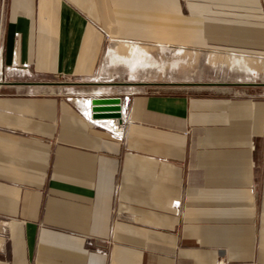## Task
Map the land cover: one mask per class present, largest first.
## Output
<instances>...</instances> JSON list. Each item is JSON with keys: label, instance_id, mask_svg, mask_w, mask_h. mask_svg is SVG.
<instances>
[{"label": "crops", "instance_id": "1", "mask_svg": "<svg viewBox=\"0 0 264 264\" xmlns=\"http://www.w3.org/2000/svg\"><path fill=\"white\" fill-rule=\"evenodd\" d=\"M0 18V264H264V89L93 77L105 36L264 58V0H0ZM114 96L121 141L81 113Z\"/></svg>", "mask_w": 264, "mask_h": 264}, {"label": "rangeland", "instance_id": "2", "mask_svg": "<svg viewBox=\"0 0 264 264\" xmlns=\"http://www.w3.org/2000/svg\"><path fill=\"white\" fill-rule=\"evenodd\" d=\"M121 46L126 52L131 49L138 54H145L144 59L135 67H130L118 56ZM213 52L193 46L179 50L173 45L126 43L105 36L93 77L98 82H115V85L131 86L133 90L156 89L186 94L259 92L264 89V58ZM246 62L253 67L252 70L245 69ZM231 63L240 65L230 67ZM19 78L50 83L45 87L32 86L30 90L35 91L49 90L55 87L52 85L62 81L55 78L37 80L31 75ZM67 88L61 86V91L67 92ZM13 89H17L16 92L29 91L20 87ZM82 107L85 108V105Z\"/></svg>", "mask_w": 264, "mask_h": 264}, {"label": "built area", "instance_id": "3", "mask_svg": "<svg viewBox=\"0 0 264 264\" xmlns=\"http://www.w3.org/2000/svg\"><path fill=\"white\" fill-rule=\"evenodd\" d=\"M0 26H1V18H0ZM3 76H1L0 73V85L2 84L3 81ZM106 98H110L113 100H117V108L116 109H111V110H99V109H93L95 107H90L87 112H84L83 110H81L82 116L84 117V119L88 120L89 122H91L94 126L100 127L102 129H104L105 131H107L111 137L115 138L118 141H121L123 139L124 136V129H125V125H126V117H125V99L126 97L123 96H114V97H106ZM91 99H101L99 97H95V98H91ZM108 114H112L110 116H108L109 121L108 123L103 119H101V117H92L95 115H108ZM104 123L107 125V128L104 127ZM175 209H178L179 207V201H173L171 203ZM99 242L95 244H93L92 241L90 240H86V245L93 248L94 251L96 252H102L104 253L109 245V241L107 238H102L98 240ZM214 264H234L233 262L229 261L227 258L224 257H219L216 259ZM239 264H250V263H239Z\"/></svg>", "mask_w": 264, "mask_h": 264}, {"label": "bare ground", "instance_id": "4", "mask_svg": "<svg viewBox=\"0 0 264 264\" xmlns=\"http://www.w3.org/2000/svg\"><path fill=\"white\" fill-rule=\"evenodd\" d=\"M128 52V51H127ZM124 48L121 46L119 47L118 49V53H123V54H126L127 53ZM128 54V53H127ZM139 58L141 59H144L145 57V54H138ZM215 59V58H214ZM101 99H89L90 102H87V103H84L85 104V107L86 109L88 110L89 109V106L90 107H95V108H92L93 109H99V110H111V109H116L117 107V100H113V99H110V98H106V97H99ZM90 104V105H89ZM85 112V111H84ZM112 114H108V115H95V116H92V117H101V119H108V116H110ZM108 122V121H107ZM106 127V126H105ZM107 128V127H106Z\"/></svg>", "mask_w": 264, "mask_h": 264}, {"label": "water", "instance_id": "5", "mask_svg": "<svg viewBox=\"0 0 264 264\" xmlns=\"http://www.w3.org/2000/svg\"><path fill=\"white\" fill-rule=\"evenodd\" d=\"M26 84H34V85H46V84H49L47 82H30V83H26ZM264 85V84H262Z\"/></svg>", "mask_w": 264, "mask_h": 264}]
</instances>
